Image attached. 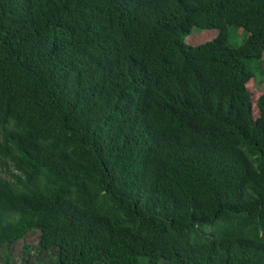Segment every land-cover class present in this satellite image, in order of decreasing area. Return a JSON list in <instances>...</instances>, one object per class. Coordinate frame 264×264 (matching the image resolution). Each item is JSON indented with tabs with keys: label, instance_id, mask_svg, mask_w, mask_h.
Listing matches in <instances>:
<instances>
[{
	"label": "trees",
	"instance_id": "trees-1",
	"mask_svg": "<svg viewBox=\"0 0 264 264\" xmlns=\"http://www.w3.org/2000/svg\"><path fill=\"white\" fill-rule=\"evenodd\" d=\"M263 55L264 0H0V250L264 264Z\"/></svg>",
	"mask_w": 264,
	"mask_h": 264
},
{
	"label": "rangeland",
	"instance_id": "rangeland-1",
	"mask_svg": "<svg viewBox=\"0 0 264 264\" xmlns=\"http://www.w3.org/2000/svg\"><path fill=\"white\" fill-rule=\"evenodd\" d=\"M218 35L217 30H198L193 29L191 34L184 36V43L192 47L200 46L212 41ZM247 39V33L244 29L237 27L229 28V41L234 47H239ZM264 63V55H263ZM253 70L254 77L256 79L257 88L264 92L263 75L258 70L260 67L258 61L250 63ZM38 233H29L26 238L9 248H3L0 250V264H5L7 261L6 254L10 253L9 264H24V260L27 259L30 264L38 263L39 261L44 264H49L44 258L46 255H41L38 259L35 246L37 244ZM28 247V251L25 248ZM43 264V263H42Z\"/></svg>",
	"mask_w": 264,
	"mask_h": 264
}]
</instances>
